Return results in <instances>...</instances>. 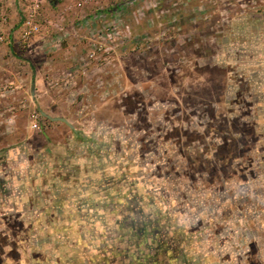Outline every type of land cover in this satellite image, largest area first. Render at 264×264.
Masks as SVG:
<instances>
[{
  "label": "rangeland",
  "instance_id": "obj_1",
  "mask_svg": "<svg viewBox=\"0 0 264 264\" xmlns=\"http://www.w3.org/2000/svg\"><path fill=\"white\" fill-rule=\"evenodd\" d=\"M19 1L0 264H264V0Z\"/></svg>",
  "mask_w": 264,
  "mask_h": 264
},
{
  "label": "built area",
  "instance_id": "obj_2",
  "mask_svg": "<svg viewBox=\"0 0 264 264\" xmlns=\"http://www.w3.org/2000/svg\"><path fill=\"white\" fill-rule=\"evenodd\" d=\"M18 2L20 1L18 0ZM24 2L26 3V6ZM39 2L40 0H24L23 3H21V6H24V8H22V12H25L24 18L21 20L20 32V37L23 42H29V39L39 33L42 29V24L37 18V8L39 6ZM4 6V0H0V22L2 24L7 23L9 20V15ZM4 40V35L0 34V44L3 43Z\"/></svg>",
  "mask_w": 264,
  "mask_h": 264
},
{
  "label": "crops",
  "instance_id": "obj_3",
  "mask_svg": "<svg viewBox=\"0 0 264 264\" xmlns=\"http://www.w3.org/2000/svg\"><path fill=\"white\" fill-rule=\"evenodd\" d=\"M7 13L9 14V20L7 24H2L0 22V34H3L5 37V40L3 43L0 44V48L5 49L9 43H11L10 40V34L13 31V27L17 24L18 25V16L16 15L17 10L14 6L11 5V0H4ZM13 38V37H12ZM14 39V38H13ZM14 42V41H13Z\"/></svg>",
  "mask_w": 264,
  "mask_h": 264
},
{
  "label": "water",
  "instance_id": "obj_4",
  "mask_svg": "<svg viewBox=\"0 0 264 264\" xmlns=\"http://www.w3.org/2000/svg\"><path fill=\"white\" fill-rule=\"evenodd\" d=\"M52 119H60V120H63L65 122H67L64 118H59V117H52ZM69 124V123H68Z\"/></svg>",
  "mask_w": 264,
  "mask_h": 264
}]
</instances>
